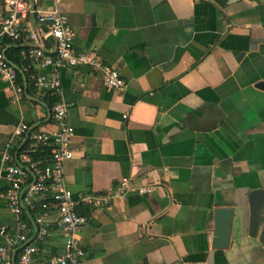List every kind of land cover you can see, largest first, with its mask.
<instances>
[{
	"label": "crops",
	"instance_id": "0c3cea01",
	"mask_svg": "<svg viewBox=\"0 0 264 264\" xmlns=\"http://www.w3.org/2000/svg\"><path fill=\"white\" fill-rule=\"evenodd\" d=\"M57 5L75 29V48L94 52L125 80L122 88L109 89L99 69L60 67L61 96L74 127L73 155L64 161L67 186L83 199L122 176L153 184L145 193L131 188L107 206L77 203L88 215L83 264H264V206L250 232V195L264 191V88L257 84L264 81V0ZM7 13L0 0V17ZM31 43L6 40L4 46L24 88L14 100L0 78V150L7 141L14 153L22 146L24 137L12 135L21 122L30 130L56 128L54 97L36 92L28 79V72L48 67L21 56ZM43 47L53 53L51 36L43 37ZM1 166L0 159V226L15 230L25 219L42 262L62 249L61 233L52 225L36 239L28 210L19 216L9 211ZM224 206L232 208L230 232L228 244L219 247L214 210Z\"/></svg>",
	"mask_w": 264,
	"mask_h": 264
},
{
	"label": "built area",
	"instance_id": "2783aa9c",
	"mask_svg": "<svg viewBox=\"0 0 264 264\" xmlns=\"http://www.w3.org/2000/svg\"><path fill=\"white\" fill-rule=\"evenodd\" d=\"M5 2L8 13L0 17V78L8 82L12 98L18 100L24 87L18 81V67L4 54V46L6 40H30L32 43L21 50V56L41 67H48V71L28 72V79L36 92L54 97L50 114L56 128L30 130L25 122L14 127L12 135L24 137V142L17 153L12 150L11 141H7L0 150L3 176L7 181L3 194L12 213L19 216L24 208L32 213L36 239L46 236L54 225L61 233L63 245L60 251L38 262L35 258L38 246L25 232L27 221L19 218L15 230L0 226L3 238L0 242V264H83L82 230L88 215L76 209L77 203L84 201L93 206H107L112 198L125 196L131 188L145 193L153 189V184H134L130 177L122 176L102 193L90 194L83 199L74 197L64 173V161L73 155L71 140L74 127L68 122V105L61 96L59 69L87 64L93 70L102 71V81L109 89L122 88L125 80L116 68L104 64L94 52L75 48V29L68 22L67 15L59 10L58 0H51L49 5L37 4L36 0ZM31 14L43 27L30 22ZM47 35L54 40L52 54L43 47V37ZM45 146L49 155L42 163L32 155ZM29 172L33 175L31 182H28Z\"/></svg>",
	"mask_w": 264,
	"mask_h": 264
},
{
	"label": "water",
	"instance_id": "95a60500",
	"mask_svg": "<svg viewBox=\"0 0 264 264\" xmlns=\"http://www.w3.org/2000/svg\"><path fill=\"white\" fill-rule=\"evenodd\" d=\"M31 20L34 24L35 18L34 15L31 14ZM258 86L264 88V81H259ZM196 124L197 121H196ZM20 147V146H19ZM16 150V153L19 149ZM250 202V232L254 233L257 229L260 212L262 207L264 206V191L263 189L254 190L251 195ZM232 215L231 207H217L214 210V219H215V230H214V245L219 247H225L228 244L229 232H230V221ZM264 236V222L263 228L261 231V238ZM16 252V249L13 251V256Z\"/></svg>",
	"mask_w": 264,
	"mask_h": 264
},
{
	"label": "trees",
	"instance_id": "16d2710c",
	"mask_svg": "<svg viewBox=\"0 0 264 264\" xmlns=\"http://www.w3.org/2000/svg\"><path fill=\"white\" fill-rule=\"evenodd\" d=\"M13 61H17L16 58H11ZM48 155H49V149L47 146L42 147L41 149H39L38 151H36L35 153H33V157L35 159H41L42 163H45L48 159ZM27 215H32V213L30 211H28Z\"/></svg>",
	"mask_w": 264,
	"mask_h": 264
}]
</instances>
